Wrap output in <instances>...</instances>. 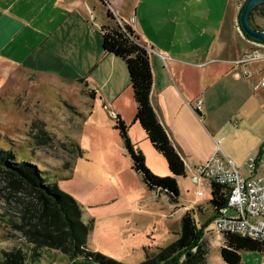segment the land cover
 Here are the masks:
<instances>
[{
    "label": "crops",
    "instance_id": "crops-1",
    "mask_svg": "<svg viewBox=\"0 0 264 264\" xmlns=\"http://www.w3.org/2000/svg\"><path fill=\"white\" fill-rule=\"evenodd\" d=\"M234 6V0H0V82L20 72L58 90L62 99L78 98L82 108L91 106V114L97 107L114 121L119 117L132 142L146 148V134L135 122L137 105L127 66L103 49L112 9L116 21L130 26L150 55L152 105L185 162L187 177L193 178L216 153L217 143L221 147L240 131L231 123L253 90L251 82L235 77L232 64L248 51L234 30ZM217 110L227 112L219 126L212 120ZM263 140L251 143L240 157L230 147L226 153L243 169L252 154L264 155ZM163 171L171 175L168 167ZM103 214L112 215L107 210Z\"/></svg>",
    "mask_w": 264,
    "mask_h": 264
},
{
    "label": "rangeland",
    "instance_id": "rangeland-1",
    "mask_svg": "<svg viewBox=\"0 0 264 264\" xmlns=\"http://www.w3.org/2000/svg\"><path fill=\"white\" fill-rule=\"evenodd\" d=\"M244 1L234 0L238 17ZM236 21L234 30L247 51L249 38L238 32L239 20ZM257 23L264 27V20L259 19ZM109 25L112 26L111 21ZM49 88L20 72L7 82H0V152L11 154L6 163H0V264L16 252L27 255V264H74L59 251L47 249L37 251L36 255L41 257L32 261L36 245L30 243L29 234L36 231L34 226L38 220H29L35 207L31 197L17 188L14 174L28 177L35 171L47 181H57L60 190L77 201L85 224L94 222L88 238L93 252L122 264H142L147 255L155 258L159 249L178 240L181 214L193 212L199 228L203 229L207 264H225L221 258L224 245L216 239L213 222L208 224L214 216L209 204L212 187L195 184L193 174L182 178L178 184L182 199L178 204L171 203L165 195L149 191L133 171L132 160L114 129L116 121L110 113L96 107L91 114V106L84 109L78 98L62 99L58 90ZM247 97L239 105L244 106L241 116L233 118L231 123L240 131L222 142L221 149L226 156L227 147L240 157L251 143L264 137V90H251ZM229 110L232 114L235 111L234 107ZM226 113L220 114L217 110L212 120L219 126L225 121ZM145 144L143 149V143H133L143 152L147 168L158 177H171L163 171L167 170L163 156L149 141ZM261 144L264 147V140ZM199 191L206 193V200L197 203ZM88 192L95 197L88 196ZM81 194L88 203L82 202ZM96 195L104 202L97 203ZM181 209L182 212L175 214ZM104 210L111 211L112 215H101ZM227 213L229 217L236 215L232 210ZM241 255L242 264H264V256L259 252ZM180 262H185V258Z\"/></svg>",
    "mask_w": 264,
    "mask_h": 264
},
{
    "label": "trees",
    "instance_id": "trees-1",
    "mask_svg": "<svg viewBox=\"0 0 264 264\" xmlns=\"http://www.w3.org/2000/svg\"><path fill=\"white\" fill-rule=\"evenodd\" d=\"M247 1L242 4L238 17L240 27L241 12ZM108 19L112 26L104 27L103 49L107 54L125 62L137 105L135 122L140 125L154 149L165 159L171 177H158L147 168L143 152L133 145L128 137L129 127L119 117L115 120L114 129L119 132L125 143L132 160L133 171L141 177L146 188L151 192L165 195L171 203L178 204L181 195L178 179L187 177V169L159 122L151 102L153 72L150 55L130 26H121L110 11ZM259 19L264 20V5L256 8L251 14L252 25L257 30L264 31V27L257 23ZM10 155V152H0V163H6ZM14 175L17 176V188L31 197L32 206L35 207L33 217L29 220L33 218L38 220V225L34 226L36 231L32 230L34 234H29L30 243L36 245L35 254L32 255L33 262L41 257L36 255L37 251L47 249L59 251L74 264H122L89 248L88 238L94 230V222L90 224L83 222L80 205L74 198L60 190L57 181H47V178L41 177L36 171L33 176L28 177ZM209 204L214 212V216L208 222L211 224L218 213L227 206L224 187L212 186V199ZM23 221L25 222L24 219ZM203 237V229L199 228L194 213L187 212L181 221L178 240L167 248L159 249V254L155 258L147 255L146 261L142 264H207L208 251L202 242ZM195 249H198L197 253L193 252ZM242 252H259L264 256V244L239 236H228L225 246L221 248V258L225 264H242ZM9 257L4 264H27V255L24 252H16ZM182 258H185V262L181 263Z\"/></svg>",
    "mask_w": 264,
    "mask_h": 264
},
{
    "label": "built area",
    "instance_id": "built-area-1",
    "mask_svg": "<svg viewBox=\"0 0 264 264\" xmlns=\"http://www.w3.org/2000/svg\"><path fill=\"white\" fill-rule=\"evenodd\" d=\"M237 30L244 35L239 23ZM247 42L250 45L248 51L232 62L235 77L251 82L253 90L260 92L264 90V43L252 39H247ZM196 108L199 113L202 111V100L198 101ZM111 115L115 116V113L111 112ZM220 144L217 143L216 153L196 170L193 177L195 184L225 188L227 206L213 221L215 235L224 246L228 236H239L264 244V155L252 154L244 168L239 169L223 153ZM205 200L206 193L199 191L197 203ZM229 210L236 215L229 217Z\"/></svg>",
    "mask_w": 264,
    "mask_h": 264
},
{
    "label": "water",
    "instance_id": "water-1",
    "mask_svg": "<svg viewBox=\"0 0 264 264\" xmlns=\"http://www.w3.org/2000/svg\"><path fill=\"white\" fill-rule=\"evenodd\" d=\"M264 5V0H248L245 7L243 8L240 16V24L242 31L250 39L264 43V31L257 30L251 23L252 12Z\"/></svg>",
    "mask_w": 264,
    "mask_h": 264
}]
</instances>
